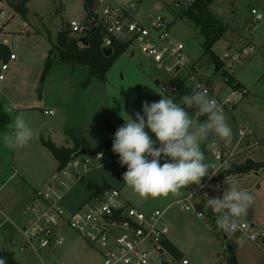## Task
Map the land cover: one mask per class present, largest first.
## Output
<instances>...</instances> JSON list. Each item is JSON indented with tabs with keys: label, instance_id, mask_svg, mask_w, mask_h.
Returning a JSON list of instances; mask_svg holds the SVG:
<instances>
[{
	"label": "rangeland",
	"instance_id": "374dc122",
	"mask_svg": "<svg viewBox=\"0 0 264 264\" xmlns=\"http://www.w3.org/2000/svg\"><path fill=\"white\" fill-rule=\"evenodd\" d=\"M122 1L130 9L135 7L138 18L143 21L158 15L166 16L172 22L173 36L185 43L189 62L178 71L159 67L152 57L141 51L140 44L134 42L109 69L105 79L91 77L84 65L66 64L57 59L43 77L46 57L59 31L71 29V20L86 22L90 19H86L84 1L29 0L28 13L23 16L10 9L5 0H0V12L5 13L4 18L0 17V41L7 44L17 57L10 62L6 79L0 86V246L4 244L19 264H39L40 257L46 264L102 263L99 251L86 247L85 240L69 227L62 230L65 242L59 247L41 248L37 252L38 243L33 240V248L22 249L26 242L23 227L30 226L33 221L28 207L34 203H30L34 189L45 186L44 182L58 166L42 139L65 146L73 144L75 137L91 148L105 142L109 146L102 156H90L88 164L82 161L77 168L70 170L68 186L63 189L68 210L83 207L94 193L95 186L105 182L120 189L124 198L141 210H166L170 225L168 237L182 256L176 258L166 251L154 257L151 264H164L163 260L170 264H184V259L185 264H230L233 254L237 264H264V240H246L241 233L221 231L209 218L197 214L200 210H209L205 208L206 197L222 198L228 187L227 179L255 197L252 208L240 221L262 229L264 166L243 174H227L228 167L223 178L219 173L214 175L203 191L190 198L200 186L191 184L185 190L181 189L179 196L169 194L168 197L145 198L124 183L127 166H121L118 154L112 151L114 134L125 123L123 117L127 119L128 115L135 119L137 112L143 115L145 101L152 103L162 96H170L174 103H179L193 90L202 91V88H195L196 78L210 87L208 96L218 103L231 97L232 101L222 108L232 129V140L244 126L250 127L258 139V144L248 145L239 153L235 164L247 159L256 164L264 163V0L213 1L211 10L229 27L226 35L213 47L219 58L223 59L229 50L234 52L248 46L254 49L233 66L225 65L222 71H215L210 55H204V37L199 28L181 16L183 4H178L177 0ZM109 3L114 8L121 6L120 0H110ZM253 8L263 14L262 20L254 21ZM225 73L233 75L244 90L233 89L227 84ZM50 107H54L55 114L45 112ZM185 110L190 115L195 112L193 108ZM17 114L25 116L34 137L26 146L9 149L3 144V136L12 131L7 126ZM206 119V115L201 116L200 122ZM109 125L116 130L112 131ZM145 131L156 140L149 129L145 128ZM221 140L210 135L204 144ZM156 146H159L158 142ZM201 147L206 162L218 165L213 150ZM160 163L164 162L160 160ZM205 178V181L209 179ZM205 181L202 180V184ZM181 200H186L191 207L182 209Z\"/></svg>",
	"mask_w": 264,
	"mask_h": 264
},
{
	"label": "built area",
	"instance_id": "2783aa9c",
	"mask_svg": "<svg viewBox=\"0 0 264 264\" xmlns=\"http://www.w3.org/2000/svg\"><path fill=\"white\" fill-rule=\"evenodd\" d=\"M184 8L193 0H177ZM101 8L97 11V17H92L86 22L71 20L69 26L73 33L84 36L87 30L95 25H101L105 30L103 47H111L114 39L125 42L132 41L140 44L141 51L152 57L159 67L180 70L189 62L185 53V43L173 36L172 22L164 15L150 17L147 22L138 20L130 9L121 6L114 8L100 0ZM254 21L263 19V14L256 8L252 9ZM4 18L5 13L0 12ZM254 51L248 46L234 52L224 53L225 65L233 66L236 61L249 56ZM16 54L9 52L7 58H0V83L6 79V71L10 62L16 60ZM194 79V78H193ZM195 88H202V92L209 95L210 87L203 85L195 78ZM229 96L221 103L226 106L231 102ZM48 114H54V110H46ZM253 130L244 126L239 129L237 138L226 144L223 140L215 142L216 147L212 151L218 162L217 174L236 162L239 153L248 145L258 144V139L253 135ZM251 140V141H250ZM98 156H102V153ZM91 160L89 154L80 155L69 161L62 170H57L55 178L59 186L66 183L62 176L69 175L71 169L77 168L82 161L88 164ZM161 161L166 162L162 156ZM210 175L199 188L195 189L190 197L203 191V187L213 178ZM37 196L42 200L41 205L32 204L33 221L30 226L23 227L26 242L23 250L33 248V240L38 243L36 251L41 248L54 249L64 244L65 238L62 230L69 227L76 231L86 242V247H93L102 256L101 264H151L153 258L168 251L165 242L169 241L170 225L165 216V209L144 211L128 202L120 189L110 186L98 194H92L85 205L73 211H69L63 203L61 196H54L51 191L40 188ZM182 209L191 206L186 200L179 201ZM199 217H207L216 224L217 214L211 209L198 211ZM240 227L231 233H241L243 238L251 241L264 240V227L258 230V226L245 221H239ZM218 228V226H216ZM262 227V226H261ZM222 231V230H221ZM166 261L163 260V263ZM183 263H187L183 260ZM39 264H46L40 257Z\"/></svg>",
	"mask_w": 264,
	"mask_h": 264
},
{
	"label": "clouds",
	"instance_id": "9594fccd",
	"mask_svg": "<svg viewBox=\"0 0 264 264\" xmlns=\"http://www.w3.org/2000/svg\"><path fill=\"white\" fill-rule=\"evenodd\" d=\"M186 108L195 109L194 114L190 115ZM205 115L207 119L200 122V117ZM123 119L124 125L114 134L112 151L118 154L121 166H127L124 183L145 198L179 196L181 189L191 184L201 186L205 177L218 171L217 164L206 162L201 147L214 150L216 144H204V141L210 135L226 144L232 140V129L222 106L202 91L193 90L179 103H174L170 96H162L157 102L145 101L143 115L137 112L135 119L128 115ZM7 127L12 131L3 136V144L9 149L26 146L34 137L23 114H17ZM145 128L155 135V141ZM162 156L166 161L163 164L160 163ZM226 182L228 187L222 198L206 197L205 208L217 214L218 228L228 232L240 227V218L248 214L255 197L237 183L227 179Z\"/></svg>",
	"mask_w": 264,
	"mask_h": 264
},
{
	"label": "trees",
	"instance_id": "16d2710c",
	"mask_svg": "<svg viewBox=\"0 0 264 264\" xmlns=\"http://www.w3.org/2000/svg\"><path fill=\"white\" fill-rule=\"evenodd\" d=\"M10 9L21 13L26 16L28 13L27 3L29 0H5ZM87 7L88 18L97 17V13L93 11V7L96 0H83ZM214 0H193L191 4L184 8L181 16L194 23L199 28L200 33L203 35V48L204 55L209 54L212 62L215 65V71H222L225 66V62L219 58L214 52V45L222 39L229 27L224 24L211 10V5ZM84 36L88 38V44L84 45L80 42L81 35H73L71 29H62L59 31L57 39L52 44V48L45 60L43 77L49 73L53 62L57 59L66 64L84 65L88 67L91 77H99L105 79L107 72L113 66V64L119 59V57L127 50L132 44V41H122L114 39L112 42V54L106 56L103 52V41L105 37V30L101 25H95L91 27ZM7 52H9L8 46L0 41V58H7ZM225 81L231 85L233 89H239L243 91V85L240 84L235 77L231 74L225 73ZM89 80V79H88ZM110 129L116 130V128L109 125ZM85 141H79L74 137V145L72 147L58 146L51 140H43L42 143L50 150L55 159L58 161V171L62 170L69 161L79 156V152L83 149H91V146ZM108 142L98 145L101 153H105L108 148ZM259 166H264V163L256 164L250 159L245 160L240 164H232L229 166L227 174L232 173H248L255 170ZM226 172L221 171L219 176L222 178ZM204 181L206 178L203 179ZM110 185L103 183L95 186L93 194H98L108 189ZM165 246L167 250L176 258H181L182 253L175 244L171 241H166ZM0 261L3 264H19L14 255L9 250L0 249ZM230 264H237L235 254L230 258Z\"/></svg>",
	"mask_w": 264,
	"mask_h": 264
},
{
	"label": "crops",
	"instance_id": "0c3cea01",
	"mask_svg": "<svg viewBox=\"0 0 264 264\" xmlns=\"http://www.w3.org/2000/svg\"><path fill=\"white\" fill-rule=\"evenodd\" d=\"M100 1V0H99ZM109 1L110 0H104V3H106V4H109L110 5V3H109ZM117 1V0H116ZM120 4H121V6H124V7H127L128 9H130L127 5H125L124 4V1H122V0H120ZM94 6H95V4H94ZM101 6H102V4L101 5H99V7H98V10L101 8ZM111 6V5H110ZM120 6V7H121ZM94 8V7H93ZM92 8V9H93ZM157 8H162V6L161 5H157ZM89 9V8H88ZM90 10V9H89ZM97 10V11H98ZM131 11H132V13L135 15V17L138 19V20H140V21H142V22H147L148 20H146V21H143L142 19H139L138 18V16H137V13H136V9H135V7H133V9H130ZM97 11H96V13H97ZM87 15H88V12H87ZM87 17L88 16H86V19H87ZM85 19V20H86ZM30 33V32H29ZM53 44V43H52ZM6 46H8L7 44H6ZM9 48V47H8ZM9 52H13V51H10V49H9ZM9 52H7V54L9 53ZM78 65V64H77ZM176 71H177V69H176ZM3 82H1L0 83V86H1V84H2ZM244 90V89H243ZM54 110V107H50L49 108V110ZM54 112H55V110H54ZM55 114V113H54ZM74 145V143L73 144H67V145H65V147H72ZM99 144H97V146H98ZM80 156V155H79ZM78 157V156H77ZM57 168H58V166H57ZM58 169H56V171H53L52 172V174H51V176L48 178V180H46L44 183H45V186H40V187H38V188H36V189H34V192H33V196H32V199H31V201H30V203L31 202H34L33 204H36V205H41V203H42V200L41 199H39L38 198V196H37V190L38 189H40V188H43V189H46V190H49V191H51L52 192V194L54 195V196H61V198H62V200H63V203H64V205L66 206V204H67V200H65V192H63V189L65 188V187H67L68 185H67V176L68 175H65V176H62L61 177V179L62 180H64V182L66 183V185L65 186H59L58 185V181H57V179L55 178V175L58 173V171H57ZM111 186V185H110ZM68 189H69V187H68ZM67 208V207H66ZM70 211V210H69ZM169 241H170V239H169ZM6 243L8 242V240H6L5 241ZM173 243V242H172ZM174 244V243H173ZM0 249H2V250H9L8 248H6V246L3 244L2 245V247L0 246ZM10 251V250H9ZM185 260V259H184Z\"/></svg>",
	"mask_w": 264,
	"mask_h": 264
},
{
	"label": "water",
	"instance_id": "95a60500",
	"mask_svg": "<svg viewBox=\"0 0 264 264\" xmlns=\"http://www.w3.org/2000/svg\"><path fill=\"white\" fill-rule=\"evenodd\" d=\"M100 5V1L99 0H96L95 1V6L93 8V11H97L98 10V7ZM84 8L86 10V12L89 11L87 5L84 3ZM80 42L83 43L84 45H87L88 44V38L87 36H81L80 37ZM112 47H103V52L106 56H110L112 54ZM83 154H89L90 156H98L99 154H101V150L96 147V148H91V149H83L79 152V155H83ZM231 250H233V247L231 246L230 247ZM164 264H170L169 262H165Z\"/></svg>",
	"mask_w": 264,
	"mask_h": 264
}]
</instances>
